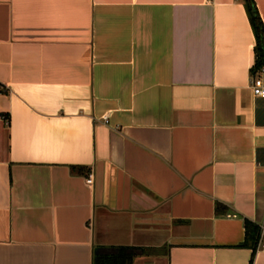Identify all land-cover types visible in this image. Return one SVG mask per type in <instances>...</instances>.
I'll return each instance as SVG.
<instances>
[{
    "label": "crops",
    "instance_id": "obj_1",
    "mask_svg": "<svg viewBox=\"0 0 264 264\" xmlns=\"http://www.w3.org/2000/svg\"><path fill=\"white\" fill-rule=\"evenodd\" d=\"M256 43L242 0H0V264H264Z\"/></svg>",
    "mask_w": 264,
    "mask_h": 264
},
{
    "label": "trees",
    "instance_id": "obj_2",
    "mask_svg": "<svg viewBox=\"0 0 264 264\" xmlns=\"http://www.w3.org/2000/svg\"><path fill=\"white\" fill-rule=\"evenodd\" d=\"M244 2L251 26L256 36L255 56L256 61L253 73L264 69V23L258 12L255 0H242ZM223 208L218 204V212ZM261 240L260 228L250 222H246V240L244 245L257 247ZM142 251L136 248H119L114 249L111 254H98L96 264H133L134 258Z\"/></svg>",
    "mask_w": 264,
    "mask_h": 264
},
{
    "label": "built area",
    "instance_id": "obj_3",
    "mask_svg": "<svg viewBox=\"0 0 264 264\" xmlns=\"http://www.w3.org/2000/svg\"><path fill=\"white\" fill-rule=\"evenodd\" d=\"M252 90H253V93L256 97H260V98L264 99V80L262 78H257L255 80H253ZM105 120L107 122V119H105ZM87 183L90 185L93 183V175H90L88 177ZM261 237H264V227L261 228ZM260 249L264 250V244L260 247Z\"/></svg>",
    "mask_w": 264,
    "mask_h": 264
}]
</instances>
